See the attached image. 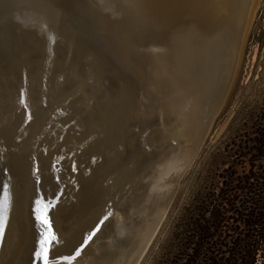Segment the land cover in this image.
<instances>
[{
	"label": "bare ground",
	"instance_id": "6f19581e",
	"mask_svg": "<svg viewBox=\"0 0 264 264\" xmlns=\"http://www.w3.org/2000/svg\"><path fill=\"white\" fill-rule=\"evenodd\" d=\"M99 1L109 15L98 1L91 9L107 50L74 41L46 2L42 13L33 0L0 8V191L6 173L12 191L0 264H21L40 238L36 174L43 199L63 184L71 191L51 212L60 254L114 200L113 215L71 264H138L219 109L243 0ZM203 8L201 23L192 16ZM190 41L207 59L226 49L225 60L185 75Z\"/></svg>",
	"mask_w": 264,
	"mask_h": 264
},
{
	"label": "rangeland",
	"instance_id": "374dc122",
	"mask_svg": "<svg viewBox=\"0 0 264 264\" xmlns=\"http://www.w3.org/2000/svg\"><path fill=\"white\" fill-rule=\"evenodd\" d=\"M33 1L36 3V7L39 6L36 9L38 12L41 11L42 13L45 9H49L53 15H57L58 27L68 32V35L77 43L85 44L84 46L95 44L107 50L95 14L98 11L100 14L109 15L106 9L108 5H104L105 7L102 8L103 5L99 0H90L91 2L87 0H85L86 2L84 0H77L79 2L76 0ZM247 1L245 25L240 33V38L237 40L239 43H236L233 60L231 58L230 64H228L229 71L226 72L225 78L227 80H224L226 83L223 82L224 87L222 85L221 93H223L219 109L194 160L176 183L175 193L168 203L165 215L138 264H179L183 262L184 254L192 253L193 244H191V240L196 229L195 223L202 217L205 219L209 217V211L212 209L215 200H217L215 204L219 203L226 215L230 214L231 208L224 204L223 200L217 198L220 196V192L225 191L227 193L228 191V187H225L223 183L224 179L228 175H232L233 179L238 181L237 186L239 187L241 178L249 173L252 160L255 161L253 163H255L256 168H264V158L257 160V155L253 154L256 147L255 140L264 125V0ZM45 2L48 6L46 8L44 7ZM94 2L97 5L101 4L99 7L106 11L102 13L96 8L92 10L91 6H95ZM19 3H24V0H0V8L9 13V11L17 9ZM84 7H87V10ZM205 10V8L202 9L203 14L202 12L193 14V19L196 18L201 23L205 21L204 17L208 13L207 11L204 13ZM0 16H4L1 11ZM201 19L203 20L201 21ZM190 43L188 46L191 48L188 49L190 55L187 53L185 57L187 62L185 61L184 67V74L187 76L196 74L210 61L214 62L215 59L219 61L222 56V62L225 60L226 49H223L219 56L216 55L212 57L213 59H207L206 50H203L197 41H190ZM197 45L199 47L196 48ZM194 53L197 56L194 57ZM198 56L200 57L198 58ZM193 64L196 68H192ZM119 67L124 68L120 65ZM36 175L34 176L35 187H40V190L43 191L45 188L36 180ZM68 180L69 185L76 183L73 176L68 177ZM63 186L69 195L71 193L70 188L68 189L65 184ZM64 196L66 195L64 194ZM225 224L222 241L228 242V237L232 235L231 227L234 226L229 222Z\"/></svg>",
	"mask_w": 264,
	"mask_h": 264
},
{
	"label": "trees",
	"instance_id": "16d2710c",
	"mask_svg": "<svg viewBox=\"0 0 264 264\" xmlns=\"http://www.w3.org/2000/svg\"><path fill=\"white\" fill-rule=\"evenodd\" d=\"M255 144L256 159L264 158V125ZM253 162L239 187L232 175L224 179L228 191L220 192L217 198L231 208L227 210L230 214L226 215L215 200L209 217L195 223L192 253H185L179 264H264V168H256ZM228 222L234 227L228 242H223Z\"/></svg>",
	"mask_w": 264,
	"mask_h": 264
},
{
	"label": "water",
	"instance_id": "95a60500",
	"mask_svg": "<svg viewBox=\"0 0 264 264\" xmlns=\"http://www.w3.org/2000/svg\"><path fill=\"white\" fill-rule=\"evenodd\" d=\"M246 1L247 0H243V5H242L243 16L239 19V25H240L239 27L240 28L238 29V37L236 39V43H237L238 38H240L239 37L240 36V33L243 31V27H244L245 21H246V13H245L246 7L244 8V3ZM2 17L3 16H1V18ZM7 23H8V21H7ZM6 24H5V26H7ZM232 59H233V56H232ZM224 83H226V82H224ZM224 83H223V87L225 85ZM222 93H221V96H222ZM221 101H222V99H221ZM221 101H220V103H221ZM55 165H59V163L57 161L53 163V168L55 170H57V171H60L59 170L60 169V165H59V167H56V168H55ZM1 171H2V169H0V172ZM4 172L6 173L7 171L4 170ZM36 180L39 181L40 180V177H37ZM5 186H6V191H7L8 204H7V211L5 213H3V215L6 216L7 223H6V226L4 227L3 237L0 238V251H1V247H2L3 240H4V236H5L7 224H8V221H9V214H10V211H11V203H12V191H11L10 176L7 173H6V178L2 181V184H1L0 201H2L4 199V196H5ZM38 192H40V197L36 200V202L39 201L41 205L49 206L48 209H47V216H48V218L50 220L51 227H52V231L55 233L56 239L58 240L57 233L55 232V230L53 229V226H52V216H51V212L55 209V207L60 203L61 200H65L64 197H66V199L68 198L67 191H65V186H63V185L62 186H59L57 188L56 192H55V195L53 197H50V198H47V199L41 198V197H44V196L41 195L42 194L41 193V190H39ZM64 194L66 196L63 197ZM61 197H63V199H61ZM113 202H114V200L109 199L106 202H103L101 204V206H99L100 207V212H95L94 218L91 219L92 222L94 223L93 228L90 231L85 232L84 234H82V237L79 238L80 239L79 241L81 243L76 248L82 247V250H83L89 244V242L99 233V231H101L102 227L105 226V223L108 221V219L111 216H109V218L107 220H104V217L106 215H108L109 212H111L113 214V211H114ZM36 208H37V204L35 205V207L32 208V210H35ZM37 215H38V213L35 211L34 214H33V216L35 217V222H37V223L39 222L38 223L39 224L38 225V228L35 231H36V233H38L40 235V238L37 240V242L34 243V245L36 247V250H33V248H34V245H33L32 248L30 247L28 249V251L26 252V254L24 256L22 255L23 258H22V263L21 264H43V261L42 260H39V259L36 258L35 252L38 251L39 248H40V243L39 242H40V239L42 238L41 237V234L43 232H45L46 229H45V226L42 225L41 222L37 219ZM100 221H104V223L101 224ZM97 227H99L100 230L98 232H96V235L93 236L91 240H88V236L93 231H95ZM55 240L53 241L52 248L50 250V254H49L50 260L53 261V263H55V262H65V263H68V261H64V260H62L60 258L61 256H67V255L66 254H60V251H57L59 246H56L54 244ZM85 242H87V243H85ZM75 249L71 250L68 255H74L75 254V252H74ZM64 252H65V250H64Z\"/></svg>",
	"mask_w": 264,
	"mask_h": 264
},
{
	"label": "snow or ice",
	"instance_id": "6c2138e0",
	"mask_svg": "<svg viewBox=\"0 0 264 264\" xmlns=\"http://www.w3.org/2000/svg\"><path fill=\"white\" fill-rule=\"evenodd\" d=\"M21 103H23V100H21ZM7 204H8V198H7V191L5 186V196L2 201H0V238L3 237L4 234V227L6 226L7 219L6 216L3 215L7 211ZM49 206L41 205L40 202H37V208L35 211L38 213L37 219L41 222L42 225L45 226V232L41 234L40 239V248L38 251L35 252V256L37 259L42 260L43 264H53V261L50 260L49 254L50 250L52 248V243L56 239L55 233L52 231L50 220L47 216V209ZM113 214L111 212L108 213L104 217V220H107L109 216H112ZM101 224L104 223V221H100ZM100 229L99 227L96 228L95 231H93L89 236L88 240H91L93 236L96 235V232H98ZM87 243V242H85ZM82 251V247L76 248L74 250V255H67V256H61L60 258L64 261H68V264H71V261L75 260L78 256H80Z\"/></svg>",
	"mask_w": 264,
	"mask_h": 264
}]
</instances>
